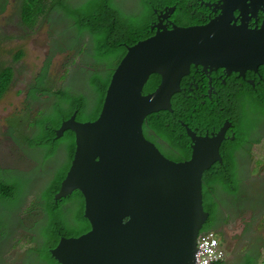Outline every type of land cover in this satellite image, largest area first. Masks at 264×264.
I'll use <instances>...</instances> for the list:
<instances>
[{"label": "water", "instance_id": "water-1", "mask_svg": "<svg viewBox=\"0 0 264 264\" xmlns=\"http://www.w3.org/2000/svg\"><path fill=\"white\" fill-rule=\"evenodd\" d=\"M200 5L215 16L190 25L164 22L174 6L155 9L154 33L125 44L97 120L80 122L74 113L57 130L58 138L69 129L75 133L76 153L55 198L81 191L90 222L89 230L62 237L50 250L59 264H195L197 239L210 215L203 175L223 163L229 124L211 137L196 136L183 124L192 153L175 162L147 139L145 119L171 111V95L191 66L240 76L264 66V0ZM154 73L161 75L160 85L143 94Z\"/></svg>", "mask_w": 264, "mask_h": 264}, {"label": "trees", "instance_id": "trees-1", "mask_svg": "<svg viewBox=\"0 0 264 264\" xmlns=\"http://www.w3.org/2000/svg\"><path fill=\"white\" fill-rule=\"evenodd\" d=\"M7 1L0 0V14L5 10ZM201 1L212 3L218 0H125L123 3L120 0H21L19 19L27 28H35L43 17H49L51 21L52 13L58 16L61 24L60 30L50 44L42 70L28 86L29 100L50 102L53 106H43L38 115L32 114V106H26L23 109V116H28L27 123L15 122V125L20 128L16 136L17 143L25 148L20 151L21 153L27 150L42 151V168H46L55 157L60 162L54 168L55 173L50 180L37 194L33 207L28 206L25 208L27 210L23 209L26 201H23L20 207L13 206L14 202L20 198L26 200L22 197L23 191L18 189H21L22 185L19 183L17 188L16 176L13 174L4 176L5 169L0 165V202L6 204L4 227L6 244L14 237V233L22 228L27 233L28 242L31 245L23 253L21 259L23 257L24 260L26 256H30L35 259L32 264H59L52 257L50 250L57 246L62 237H78L90 229V222L84 215L85 199L81 191L76 190L58 200L55 198L62 182L67 177L76 153L75 133L69 129L58 138L57 130L75 112L77 113L76 119L80 122L97 120L104 104L111 74L127 51L125 44H135L138 40L154 33L155 30L150 28L152 22L156 20L155 9L174 6L175 11L172 16L174 23L178 25L201 24L208 21L211 16H215L209 8L200 5ZM262 18L263 15L260 13L259 23ZM251 25H254V21H251ZM57 26L56 24L50 29ZM76 33H79L82 39H76ZM86 36L90 38L89 41L85 40ZM67 51L71 54L68 55ZM55 52H62L68 57H73V53L74 57L79 58L81 65L95 69L89 70L90 76L85 82L88 90L91 93L94 92L90 99L83 93L73 92L65 86L56 85V79L50 71ZM23 57V49L14 53L16 62L21 61ZM13 74L12 66H0V100L11 85ZM66 74L67 71L60 75L61 81L65 80ZM161 80L160 74H152L145 85L143 94L156 90ZM247 92L248 90H236L231 87L226 89L224 102L229 105L227 106L229 110L223 117L228 120L230 117L237 120L242 119L244 97ZM185 95L187 96L188 93ZM46 96L48 98L43 101L41 98ZM261 100L264 101V93H262ZM185 102L191 103L193 100H186L185 97L182 99L175 92L170 98L171 111L154 112L144 122V133L150 140L157 141L159 137L169 149L179 150L180 157L170 151L166 154L162 152L168 159L176 162L188 159L190 152L189 138L184 134L180 123L189 122L188 114L192 112L194 106H188ZM75 103L82 106H63ZM88 103L92 106H85ZM198 108L205 109L204 106H198ZM211 114V112L202 113L198 115V119L208 120ZM10 133H13L11 128ZM223 150L224 145L221 148V153L225 155L224 164L232 167V173H213L212 168L204 172V208L210 215L202 232L213 229V223L219 219L221 211L219 198L221 200L229 197L234 200L242 198L239 196L242 193L241 185L239 179L236 178V175L241 178L237 172L239 161L232 153L229 154V150ZM2 158L6 159V155ZM6 165L16 167L18 163L8 159ZM217 167L220 168L219 165ZM6 173H8L7 168ZM38 205L41 207L36 211ZM216 264H226V261ZM244 264H254V262L248 258Z\"/></svg>", "mask_w": 264, "mask_h": 264}, {"label": "rangeland", "instance_id": "rangeland-1", "mask_svg": "<svg viewBox=\"0 0 264 264\" xmlns=\"http://www.w3.org/2000/svg\"><path fill=\"white\" fill-rule=\"evenodd\" d=\"M123 1L125 0H120L121 3ZM20 3L21 0H8L5 10L0 14V66H12L14 69L13 81L0 100V157L6 155L5 161L10 159L28 169L32 164L29 160L22 158L20 151L25 148L17 143L16 139L20 128L15 125V122L26 124L28 121L27 117H23L25 106H19V104L28 101V86L42 70L50 44L60 30L61 24L58 16L52 13L51 21L49 17H43L35 28H27L19 19ZM56 24L58 25L56 28L50 29ZM19 49L24 50V57L16 62L14 53ZM78 62V57H68L62 52H55L50 71L56 79L57 86H66L64 81L60 80V75L77 66ZM42 109L43 106L31 107L33 115H38ZM10 128L13 129V133H10ZM39 152L27 150L24 154L32 159H42V153L39 154ZM255 161L256 167L254 163L240 166L243 176L247 179L245 181L249 182L250 187L243 190V201L235 203L234 209L246 213L250 205L254 206L243 217L237 215L228 217V213H225L223 208L220 211L219 221L225 222L227 232V242L223 241L227 251L226 264H244L248 258L253 260L254 264H264V216H262L264 214V175L260 173V170L264 169V160L255 158ZM256 180L261 181L259 185L255 182ZM244 228H247V233L244 232ZM211 231L217 233L215 229ZM248 243L251 245H246ZM30 246L27 233L22 228L14 233V237L9 239L7 244L5 238L0 237V264H32L35 260L33 257L26 256L24 260L23 257L21 259ZM256 250L258 251L255 252Z\"/></svg>", "mask_w": 264, "mask_h": 264}, {"label": "flooded vegetation", "instance_id": "flooded-vegetation-1", "mask_svg": "<svg viewBox=\"0 0 264 264\" xmlns=\"http://www.w3.org/2000/svg\"><path fill=\"white\" fill-rule=\"evenodd\" d=\"M172 16L173 13L164 22H168V24H170L171 21L174 22ZM75 36L76 39H82V36H80L79 33H76ZM85 40L89 41L90 38L86 36ZM67 54L70 55L71 53L67 51ZM72 55L74 57L73 53ZM89 70L93 71L95 69L92 67L87 68L86 66L81 65L79 61L77 66L67 70L64 80V84H66L65 87L73 92L83 93L90 99L94 92L91 93L85 83L90 76ZM191 70H193V72ZM229 87L235 88L236 90H248L246 96L244 97V110L241 120H237L234 117H230L228 120L223 117L229 110L227 107L229 105L224 102L226 89ZM177 93L182 99L185 97L186 100H193L191 103H185L188 106H194L192 108V112L188 114L189 122L180 123V125L182 124L181 127L183 128L184 134L189 138L188 147L190 149V152L188 153V159L182 162L189 160L192 153L191 138L187 135V131L183 124H185L192 132L195 133L196 136L199 137H211L213 134L220 133L223 128L229 124V128L226 133V139L222 143V145H224L223 151L229 150V154L232 153L236 160L239 161L237 164V172L241 178L238 175H236V178L239 179V184L241 185L240 191H242V193L239 196L242 198H239L238 200H234L232 197L223 200L219 198L220 208H223L225 213H228V217L231 215L243 217L254 205H250L246 213H242L234 209L235 203H240L243 201V190L250 187L249 182L245 181L247 179L243 176L242 168H240V166L241 164L250 165L251 163H254V166L256 167L255 158L264 160V101L261 100L262 93H264V66H260L257 71L248 70L245 72L244 76H240L238 73L229 74L225 69H219L210 73H203L200 66H191L189 73L181 78L179 82V91ZM185 93H188V95L186 96ZM47 98L48 97L46 96L42 97L41 99L44 101ZM207 100L209 101L207 102ZM19 106H53V104L50 102H35L30 99L29 102L21 103ZM63 106L82 105L75 103ZM85 106L92 105L88 103ZM198 106H204L205 109H200ZM89 108L90 107H88V109ZM76 111L78 112V110ZM210 112L212 114L208 120L198 119V115ZM180 135L182 136V134ZM147 139L150 140L148 137ZM152 142L158 149L159 147L162 149V151L159 149L161 153L164 152L166 154L167 151H170L171 153L176 154L178 157L181 156L179 150L169 149L168 145L159 137L157 141ZM41 153L42 151L39 152V154ZM221 156L223 158V163H217L212 167L211 171L213 173L231 174L232 167L226 166L224 164V153H221ZM19 157L21 158L20 155ZM22 158L29 160L32 166L28 169H25L20 164L16 165V167L12 165H6L8 160L5 161V159L1 157L0 165L5 169L3 173L4 176L10 174L16 176L17 188L19 183L22 185L21 189H18L23 191L22 197H24L26 200H21L22 198H20L18 201L14 202L13 206L16 208L20 207L21 203L26 201L23 206V209H25L28 206L33 207V203L36 201L37 194L40 192L42 186L45 185L50 180V177L55 173L54 168L57 167L60 160L55 157L49 162L46 168H42V159H32L26 156L24 153H22ZM166 158L168 159V157ZM218 165L220 168L217 167ZM6 168L8 169V173H6ZM260 173L264 175V169H261ZM255 182L259 185L261 181L259 180L257 182L256 180ZM233 196H235V194H233ZM39 207L41 206L38 205L36 211ZM29 209L28 211H31ZM262 216H264V214H262ZM219 219H216L215 223H213V229L217 231L222 241L227 242L225 222L220 223ZM5 223L6 204H2L0 202V237H4L6 240V230L4 229ZM244 232L247 233V228H244ZM224 245L226 244L224 243ZM246 245H251V243ZM257 251L258 250L255 252Z\"/></svg>", "mask_w": 264, "mask_h": 264}, {"label": "built area", "instance_id": "built-area-1", "mask_svg": "<svg viewBox=\"0 0 264 264\" xmlns=\"http://www.w3.org/2000/svg\"><path fill=\"white\" fill-rule=\"evenodd\" d=\"M226 253L217 233L205 231L199 234L195 264H216L226 259Z\"/></svg>", "mask_w": 264, "mask_h": 264}, {"label": "clouds", "instance_id": "clouds-1", "mask_svg": "<svg viewBox=\"0 0 264 264\" xmlns=\"http://www.w3.org/2000/svg\"><path fill=\"white\" fill-rule=\"evenodd\" d=\"M22 22H23V21H22ZM112 73H113V72H112ZM239 75H240V74H239ZM27 100H28L27 102L30 101V100H29V97L27 98ZM25 107H26V106H25ZM19 116H22V115H19ZM23 117H24V118H26V117L28 118V116H23ZM208 231H211V230H208ZM201 232H202V231H201ZM201 232H200V233H201ZM200 233H199V234H200ZM218 236H219V234H218ZM198 237H199V236H198ZM219 239L221 240V242H222V244H223V246H224V248H225V245H224L222 239H221V238H219ZM225 250H226V249H225ZM226 252H227V251H226ZM225 260H226V259H225ZM225 260H224V261H225ZM222 262H223V261H222Z\"/></svg>", "mask_w": 264, "mask_h": 264}, {"label": "bare ground", "instance_id": "bare-ground-1", "mask_svg": "<svg viewBox=\"0 0 264 264\" xmlns=\"http://www.w3.org/2000/svg\"><path fill=\"white\" fill-rule=\"evenodd\" d=\"M224 70V69H223Z\"/></svg>", "mask_w": 264, "mask_h": 264}]
</instances>
